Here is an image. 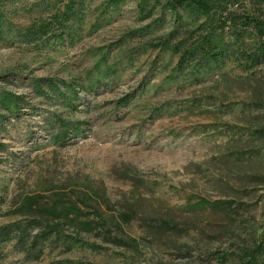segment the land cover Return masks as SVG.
Listing matches in <instances>:
<instances>
[{
	"label": "rangeland",
	"instance_id": "374dc122",
	"mask_svg": "<svg viewBox=\"0 0 264 264\" xmlns=\"http://www.w3.org/2000/svg\"><path fill=\"white\" fill-rule=\"evenodd\" d=\"M107 1L85 0L74 45L0 41V227L47 235L1 264H238L264 237V0Z\"/></svg>",
	"mask_w": 264,
	"mask_h": 264
},
{
	"label": "trees",
	"instance_id": "16d2710c",
	"mask_svg": "<svg viewBox=\"0 0 264 264\" xmlns=\"http://www.w3.org/2000/svg\"><path fill=\"white\" fill-rule=\"evenodd\" d=\"M17 0H0V41L7 44L24 43L29 46H48L58 45L64 41H68L69 44L74 45L78 41L82 40L85 35L91 34L95 26H91L86 33V29L83 26L86 15L84 14V2L85 0H41L38 4L39 12L37 16L27 26H16L8 17L10 10L7 8L9 4L16 2ZM124 0H108L106 6L121 4ZM222 0H173V6L175 7H192L205 15L210 16L215 14L220 6ZM144 12V8L140 9ZM218 27L211 29V33L216 31ZM264 34V31H261ZM263 35H261L262 37ZM259 44V52L256 54V58L264 60V41ZM212 44V40L208 43ZM212 48V47H211ZM205 49V48H204ZM223 46L215 44L211 50H207L204 53L203 59H214L219 61L220 54L223 51ZM186 54L182 57L181 70L189 66L190 57L187 59ZM190 56V55H189ZM193 63L190 67H196L195 59H192ZM198 60L197 62H199ZM200 66V64H198ZM69 90L74 94L77 93V89L74 85H68ZM67 95L66 92L61 91V97L65 98L68 102H75V95ZM125 102L128 99H124ZM4 197L0 194V204L3 202ZM57 207L56 209H60ZM74 206H68L67 210H73ZM93 214L97 216L98 220H103L98 209L93 211ZM24 233L17 229L15 224H9L0 227V264L2 258H4V246L6 243L17 239V242L23 245L27 252L32 254H42L44 248V242L47 240V235H41L33 241L24 242ZM264 257V237L253 246L246 247L244 255L239 258L238 264H263ZM227 261L226 255L219 257V264H225Z\"/></svg>",
	"mask_w": 264,
	"mask_h": 264
}]
</instances>
